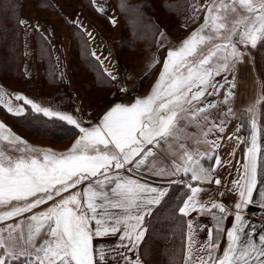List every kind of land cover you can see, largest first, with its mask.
Here are the masks:
<instances>
[{"label":"snow or ice","instance_id":"obj_1","mask_svg":"<svg viewBox=\"0 0 264 264\" xmlns=\"http://www.w3.org/2000/svg\"><path fill=\"white\" fill-rule=\"evenodd\" d=\"M162 7L172 10L167 4ZM220 9H223L224 15L217 14ZM99 11L103 12V9ZM229 13H236L238 18L230 22ZM204 19L200 29L182 41L179 48L167 52L159 78L148 96L130 98L128 103H115L96 124L84 126L82 119L78 118L79 109L75 110L77 115H73L60 110L59 106H42L23 94L14 97L21 102L19 105H4L7 112L14 116L31 112L45 121H59L71 126L81 135L69 150L57 154L48 149L31 148L0 121V139L23 144L29 153L12 159L0 152V223L21 218L16 225L9 223L0 228V264H104L110 250L106 252L104 244L94 245V240L118 234L121 241L118 247L137 253L146 234L145 217L163 203L168 189L125 176L121 170L139 173L155 151L172 149L169 141L183 150L180 157L183 164L173 163L170 169L156 171V175L190 174L192 182L210 183L214 180L216 185L221 184V180L212 175L214 167L204 166L207 160L213 159L216 165L220 164L219 157L214 156L219 147L218 141L211 142L213 155L197 152L200 158L196 159L187 150L186 144L180 142L183 132L181 123L185 122L186 126L188 122H195L199 126L200 122L212 119L208 110L216 108L217 102L207 100V97L218 96L226 84L228 88L221 102L227 104L233 97L235 84L229 81L227 73L245 55L238 44L256 48L258 43H264V0L221 2L218 8H210ZM111 22L116 23L115 20ZM20 23L26 22L21 20ZM205 29H210L219 39H224L222 34L227 30L228 42L215 45L198 60L190 59L196 56L198 45L213 39V35L202 34ZM236 36L239 39L233 42ZM92 55L96 56V53L93 51ZM96 58L99 60V57ZM213 58L216 64L210 66ZM100 63L103 64V61ZM151 67L154 68L155 64ZM104 72L116 83L119 92H129L127 87L119 85L116 75L108 69ZM217 76L223 83L216 81ZM6 95L0 89V104H4L3 97ZM202 99L207 102L201 103ZM231 113L232 109L228 108L226 114ZM245 114L250 115L247 111ZM223 125V120L219 124L213 120L204 135L207 137L213 127L224 131ZM252 127L255 129V121ZM259 152L257 134L253 131L245 162L238 170L239 178L232 181L234 187L230 189L238 197L234 212L214 200L200 201L197 197L206 189L187 184L191 194L183 200L179 213L187 216L190 212H200L216 221L214 229H207V240L199 249L206 255L193 257L189 248L191 264H264V229L257 230L245 215L247 207L256 203L254 191L258 196L264 195L257 187ZM78 186H82V191H72L63 196ZM220 195L223 196V193ZM49 202H52L51 206L45 210L33 211ZM258 207L264 211V199ZM213 210H218L219 214ZM229 216L233 218V223L225 229L222 222ZM188 226L192 228L191 221ZM42 232H46L48 239L37 245V237ZM221 235L226 241L222 252ZM189 241L191 245V237ZM116 256L123 260V264H141L139 259L133 261L119 251ZM120 260L116 264H120Z\"/></svg>","mask_w":264,"mask_h":264},{"label":"crops","instance_id":"obj_2","mask_svg":"<svg viewBox=\"0 0 264 264\" xmlns=\"http://www.w3.org/2000/svg\"><path fill=\"white\" fill-rule=\"evenodd\" d=\"M188 2L186 12L178 20L174 22L166 21L161 25L154 43L149 49L143 51L135 62L126 63L122 61V56L119 54L120 52L117 47L124 33H122L120 13L113 0H91V6L84 5L80 0H22L19 22L23 20L26 23H20V54L22 56L21 66L27 81L23 88L18 90L7 87L0 82V89H3L8 94L3 97L4 104H0V106L4 108L7 114H10L4 105L8 103H11L13 106L19 105L21 102L16 101L14 97L16 94H23L26 98L41 103L42 106H59L60 110L73 115H77L75 110L79 109L78 118L82 119L84 126L87 127L98 123L106 110L115 103H128L130 98H144L148 96L162 71V57L165 59L169 50L177 49L181 46L182 41L187 37L184 32L200 22L201 17L210 7L212 0H188ZM101 8L103 12L99 11ZM112 20H115L116 23L113 24ZM36 33L41 34L45 38L52 50L55 71H58L57 74H54L53 78H49L46 75L44 63L35 60ZM89 33H91V36H89ZM78 40L81 41L80 43L84 46V52L90 56L91 61L97 64L101 76L104 77V81L96 82L91 69L86 64L81 68H84L93 76V81L88 84V87H84L75 78L74 60L81 58L74 53V42L76 43ZM160 45L163 46L161 47ZM258 45H260V49L257 46L255 52H250V55L249 53L247 54L249 61L247 63V60H245V64H248V66L246 65L242 68L238 63H235L232 71L227 73L229 81L235 84V87L232 89L234 95L229 99L228 103L221 102L228 88L226 84L225 88L220 90L218 96L207 97V100H215L217 102L216 108L208 110V115L212 119L200 122L199 126L195 122H188L186 126L185 122L181 123L183 132L180 142L186 144L187 150L192 152L196 159L200 158V156L196 155L197 152L213 155L211 142L213 140L218 141L219 147L215 151L214 156L219 157L220 164L216 165L215 159H213L207 160L204 166L214 167L215 171L212 175L214 178L221 180L220 185H216L214 180L210 183L192 182L190 181V174L182 176L156 175V171L161 168L170 169L173 163L183 164V161L180 159L183 155V150L173 141H169L172 144L171 150L165 152L155 151V154L147 159L139 173H127L121 170L123 174L152 186L166 187L168 192L172 185L175 184L169 183L170 180L178 182L185 180L188 183H192L193 186L206 189L205 192L198 195L197 199L200 201L208 202L209 200H214L225 204L234 212V203L238 197L235 192L230 191L234 187L232 181L239 178L238 170L241 169L242 164L245 162V154L251 145V136L253 131H255L257 134V144L260 149L258 153L257 187L259 192L264 194V43H259ZM93 51L96 53V56L92 55ZM96 57H99V60ZM258 59L259 70L257 67ZM100 61H103V64ZM153 64H155L154 68L151 67ZM104 69H108L113 75H116L119 85L127 87L129 92H119L116 83L110 80ZM243 75L244 78H242ZM151 77L152 83L147 86L144 85V81ZM215 79L223 83L220 76H217ZM31 83L35 84V87L29 90L28 85ZM86 88L90 90L95 88L106 92L102 97L95 99L86 93ZM207 100L202 99L201 103H205ZM228 108L232 109L231 114H226ZM246 111L250 113L246 117L248 124L247 135L244 133V128L242 127V113ZM213 120L216 124H219L223 120L224 131L220 132L213 127L212 132L206 137L204 132L212 126ZM253 121L256 124L255 129L252 127ZM4 124L15 135L25 139L13 126L8 123ZM80 135L81 133L78 131L73 138L74 141ZM240 141L244 142L241 143ZM25 142L32 148L34 144L32 141L25 140ZM9 146L13 147V150L26 151L24 155L29 154L24 149L23 144L12 143ZM35 148L48 149L59 154L66 152L71 146L64 151L50 145ZM78 188L82 191V186H78ZM227 192H231L232 194L227 196ZM220 193H223V196ZM254 199L256 203L247 207L245 215L250 218L257 230H261L264 229V219L259 216L260 214H264V211L258 207V204L264 199V195L258 196L256 191H254ZM51 203L41 205L33 211H43L51 206ZM117 211L122 212V210ZM213 211L217 215L219 214L218 210ZM184 217L185 237L180 264H191L188 257L189 248L191 247L193 257L206 255L204 252L199 251V249L207 240V229L209 227L214 229L216 221L210 215L201 214L200 212H190L189 215ZM19 219L21 218H14L9 222L6 221L7 223H0V225L5 223L15 224L19 222ZM189 221L192 222L191 229L188 226ZM232 223L233 218L229 216L227 220L222 222V226L227 229L231 227ZM144 227L146 228V237L147 226L145 221ZM213 234L216 235L215 232ZM189 237H191V245ZM46 239H48L46 232H42L37 237V245ZM219 239L221 241L220 251L222 252L226 241L223 235L219 236ZM120 243L119 234L94 240V245L104 244L106 252L110 250L108 259L104 264H116V261L120 260L116 256L117 251L124 253L126 257L131 258L133 261L139 259L141 264H147L141 253V244L138 247L137 253L134 254L125 248L118 247ZM123 243L127 244V241H123ZM120 264H123V260H120Z\"/></svg>","mask_w":264,"mask_h":264},{"label":"trees","instance_id":"obj_3","mask_svg":"<svg viewBox=\"0 0 264 264\" xmlns=\"http://www.w3.org/2000/svg\"><path fill=\"white\" fill-rule=\"evenodd\" d=\"M156 1L113 0L120 13L125 32L117 44L122 57H124L125 49H128L129 52H137V54L149 49L153 45L161 25L166 22H161V17L164 14H170L179 19L186 12L189 3L188 0H160L157 6ZM80 2L91 6V0H80ZM21 3L22 0H2L0 5V43L2 44V41L7 39L10 40L8 50L14 54L10 59L11 65H16L22 58L21 54L20 58L18 55V52L20 53ZM163 4L171 6L172 10H166L162 7ZM80 42V40L74 42V53L81 57L78 59V67L76 65L75 67L79 69L86 64L91 69L96 82L104 81L97 64L92 62L90 56L84 52V46ZM34 56L35 60L44 63L46 75L49 78H53L54 74L58 73L55 71L52 50L39 33H36L35 36ZM20 69L22 78L26 79L22 66ZM0 109L6 113L2 106ZM7 115L39 138L61 142L74 138L78 133V130L71 126L59 121H45L42 117L33 116L31 112L24 116ZM247 132V129L244 130L246 135ZM187 184L188 182L185 180L173 184L163 203L146 217L147 235L141 244V253L147 264H151L149 256L156 252H158L160 260L154 264H180L185 237V217L179 213L178 209L190 193ZM158 239L161 240V244L158 243Z\"/></svg>","mask_w":264,"mask_h":264},{"label":"rangeland","instance_id":"obj_4","mask_svg":"<svg viewBox=\"0 0 264 264\" xmlns=\"http://www.w3.org/2000/svg\"><path fill=\"white\" fill-rule=\"evenodd\" d=\"M159 2H160V0H157L155 4L157 5V4H159ZM221 2L229 3L230 0H212V3L210 5V7L208 8V10L210 8H212V9L218 8L219 4ZM1 4H2V0H0V5ZM208 10L203 14V16L201 17V20L198 24L194 25L192 28H190L189 30L184 32V34L187 36L185 39H188L194 31L200 29L201 25H203L205 23L204 18L206 15H208ZM217 14L224 15L223 9H220V11ZM237 18H238V16L236 13H229L228 14V20L230 22H234ZM176 20H178V18L176 19L175 16L170 15V14H164V16L161 17V22L162 21H173L174 22ZM121 25H122V33H125L123 31L122 22H121ZM202 34L205 36L213 35V39L206 40L204 43L198 45L196 56L193 58H190V59L198 60V59L202 58L204 55H207L210 50H213L215 48V45L228 42L227 36L229 33L227 30H225L222 34L224 39L215 38L214 34L210 31V29H205ZM238 39H239L238 36L234 37L233 42L237 41ZM9 41L10 40L7 39L5 41H2V44L0 43V78L2 80V81L0 80V82L3 83L4 85H6L7 87L18 90L20 88L21 89L23 88V86L27 80L23 79L21 74H20L21 73L20 68H21L22 58H20L21 56H20L19 52H18V55H19L20 60L18 61V63H16V65L15 64L11 65L10 59L13 57L14 54H12L11 50H8ZM257 46H258V49H260V45H257ZM238 47L240 48V50L242 52L245 53V55L243 56V58L241 60H238L235 63H238V65L240 67L244 68L246 65L248 66V64H245V62H246L245 60H247V63L249 61V57L247 54L249 53V55H250L251 54L250 52H255L256 48H252L251 46L243 47V46H240L239 44H238ZM258 53H260V51H258ZM119 54H121V52ZM139 56H140V54H137V52L136 53L133 51L129 52L128 49H125V54H124V57H122V61H124L126 63H133L139 58ZM164 60H165L164 57H162V64L164 63ZM215 64H216V60H215V58H213V63L210 66H215ZM257 64H258L257 67L259 70V59L257 61ZM74 65H76L78 67V65H79L78 59L74 60ZM77 67H75V74H74L75 78L77 80H79L84 87H86V86L88 87V84L91 83V81H93V76L90 73H88L84 68L78 69ZM243 72H244V70H243ZM156 73H158V72H156ZM242 78H244V75L242 76ZM151 83H152V77L150 79L144 81V85H146V86L148 84H151ZM28 87H29V90H32L35 87V84L33 85V87H31L29 84ZM105 92L106 91L97 90L95 88L92 90H90L89 88L88 89L86 88V93L95 99L102 97L105 94ZM247 115L248 114H245V112L242 113V117H243V122H242L243 126L242 127L244 128V130H246L248 127V124L246 121ZM0 121H2L4 123H8L11 126H13L21 134V136H23L25 138V139H22L23 141H25V140L32 141L34 143V144L32 143L33 144L32 148H35L38 146L50 145V146L60 148L64 151L67 148H69V146H72V143L74 141L73 138H71L70 140L61 141V142H56V141H53L50 139L39 138L36 135H34L33 133H31L27 128L18 124L14 119L9 117L7 115V113H4L1 109H0ZM10 144H12L10 141H4V140L0 139V152H2L5 156L12 158V159H16V158H19L21 156H27V155H24L26 151L22 150V152H21L18 150H13L12 149L13 147L9 146ZM19 145H22V144L19 143ZM77 190H79V188L71 190V191H69V193L63 194V196H66V195L70 194L72 191H77ZM7 222H9V221H7ZM6 223L0 225V228L5 226ZM16 224L17 223H15L13 225H16ZM157 241L159 244H161L160 239H158ZM158 255H159L158 252L152 253V255L149 256V262L151 264L152 263L154 264L157 261H159L160 258Z\"/></svg>","mask_w":264,"mask_h":264},{"label":"built area","instance_id":"obj_5","mask_svg":"<svg viewBox=\"0 0 264 264\" xmlns=\"http://www.w3.org/2000/svg\"><path fill=\"white\" fill-rule=\"evenodd\" d=\"M33 85H34L33 83L30 84L31 87H33ZM231 194H232L231 192H227L226 193L227 196H230ZM259 217H261L262 219H264V214H260Z\"/></svg>","mask_w":264,"mask_h":264}]
</instances>
